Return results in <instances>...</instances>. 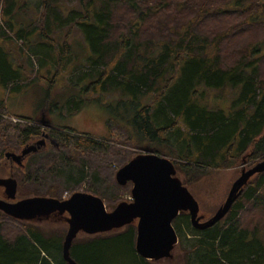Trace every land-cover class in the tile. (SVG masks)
Returning a JSON list of instances; mask_svg holds the SVG:
<instances>
[{
  "label": "trees",
  "instance_id": "obj_1",
  "mask_svg": "<svg viewBox=\"0 0 264 264\" xmlns=\"http://www.w3.org/2000/svg\"><path fill=\"white\" fill-rule=\"evenodd\" d=\"M69 2L75 5L65 12L63 5ZM25 4L26 0H0V43L22 41L20 54L30 51L40 60V69L48 64L69 73V61L60 58V49L68 45L59 47L55 38L59 32L66 31L68 37L79 29L91 56L88 71L74 68L73 76L92 80L86 90L101 96L118 93L120 105L139 104L132 119L123 116L122 120L138 143L148 145L144 148L169 158L163 150L166 136H179L177 152L171 151L177 157L172 155L171 161L186 177L195 173L184 186L204 169H237L249 163L250 168L264 160V0H38L34 20L16 28L17 12ZM42 37L54 44L42 43ZM57 51L55 59L52 55ZM14 61L9 48L0 44V86L6 90H19L33 81L23 78ZM204 88L215 92V100L230 94L235 98L226 111L209 109ZM104 106L113 109L111 104ZM7 116L3 101L0 152L6 163V153L31 144L44 132L29 123H13ZM53 129L51 136L58 142L53 152L31 154L21 167L10 161L15 169L9 177L18 181L20 199L62 200L65 192L71 195L82 189L93 172L88 175L80 161L90 162L97 153L102 158L112 155L107 158L114 166L108 173L112 179L134 156L127 160L110 138ZM64 151L75 156L80 175L74 178L67 173L60 189L49 178L55 182L65 173L58 166L65 159ZM1 170L0 177L5 178ZM99 174L94 172L97 178ZM115 202L107 206L113 210ZM257 210L263 217L250 226V214ZM189 220L188 213H181L174 221L184 264H264V172L249 181L226 217L213 227L197 230ZM66 232L56 235L0 211V264H69L63 256ZM136 238V224L76 238L71 257L77 264H162L141 257Z\"/></svg>",
  "mask_w": 264,
  "mask_h": 264
},
{
  "label": "rangeland",
  "instance_id": "obj_2",
  "mask_svg": "<svg viewBox=\"0 0 264 264\" xmlns=\"http://www.w3.org/2000/svg\"><path fill=\"white\" fill-rule=\"evenodd\" d=\"M36 3H38V0H26V4L24 5L25 7L20 8L17 12L15 18L16 28H20L22 26L25 27L29 25L32 20H34V17L37 16V12L35 11ZM74 5L75 3L71 2L65 3L63 5V10L68 12ZM59 35L60 37H58V39L55 38L56 45L59 47H64L65 43L68 45V47L66 46L64 49H60L63 52L60 55V58L64 56L65 60L69 61L70 65L68 68L71 71L69 73H64L65 70L63 72H57L52 65L48 64L40 69L38 67V62L40 60L36 57L33 58L30 51L26 55L20 54L19 47L22 45V41L14 40L11 42L8 41L6 43H0L4 47H8L11 51L12 57L15 59L14 66L18 69L20 74H23V78H30L33 80L30 84L28 83L23 85V87L21 86L19 90H6L4 87L0 86V103L3 101L5 102L9 115L7 118L11 122L17 124L29 123L30 125L44 130L45 133L47 132L50 134V131L53 128L62 129V131L65 129H71L79 133L89 134L96 139L104 140L106 138H110L113 141L111 144H115V147L120 150L122 154H124V157L127 160L132 155H134V158L138 153V155L144 154V147L148 145L138 143L137 139L133 137L131 132L127 129L130 125H126V123L122 120L123 116H127L132 119L135 112L140 109L139 104L137 105L136 103H132L120 105V103L117 102L119 96L118 93H110L104 97L91 89L86 90L92 80L87 78L81 79V77L77 76L78 72L75 76H73L72 73L74 68H77L78 70L84 69L85 72L88 71L87 60L91 56V52L84 36L81 34L79 29H75L68 37H66V31L64 33L59 32ZM42 39V43L54 44L48 39H44L43 37ZM262 50H264V45H262ZM52 57H55V59L57 57L59 58L58 51L54 53ZM19 85H21V82ZM204 89L208 96V101L210 102L209 109H220L226 111L230 107L232 100L235 98V95L230 94L227 99L215 100L213 98L215 92L208 90L207 88ZM141 102L142 105L147 104V102ZM108 104H111L113 109H109L104 106ZM16 117L39 122L33 123ZM45 120L48 121L52 127H50L46 122L48 124L47 125ZM116 122L121 124H116ZM112 126L114 129H110ZM111 130L115 132V135L111 134ZM128 134L131 139L130 141H128ZM166 137L168 142L166 148L164 147L163 150L168 153L167 155H171L168 159L172 160L174 157H177V154L173 155L171 151L173 150L177 152V148L180 146L178 142V138L180 139V137L173 135L172 133L167 134ZM105 143L106 145H109V143ZM57 145L58 142L52 137L51 145L47 148L44 154L50 151L53 152L52 149H56ZM27 146L28 145H24L20 150L13 152L20 154ZM115 153L117 152H114V154ZM63 154L65 159L63 160L62 157L63 161H61L58 166L60 167L62 165V167L65 168V173L62 176L57 177L55 182L53 178H49L51 185L60 187V189L64 187L63 183L66 179L67 173L71 174L74 178H79L80 175L77 166H74L75 163L73 160L75 159V156H70L69 151H64ZM98 154L99 153L95 155L96 157H91L89 159L92 164L87 161H80L79 166H82L81 163H83L84 171L88 175L90 172H93L92 175L94 178L92 177V180H88V183L83 184L84 188L82 187V189H78L74 193H88L100 197L103 199L108 211H112V207H108L107 205L113 201H118L114 203L116 207L121 202H132L133 184L129 183L127 188L123 189V187L117 183L116 174L120 169L113 174V179L110 178L108 173H112L111 170L114 169L113 164H111V160H109L112 155L109 154L108 157L102 158V156ZM27 160L26 162H28ZM10 161L11 160H8L6 163L5 157L2 156V153L0 152V162L2 164L0 169L5 172V174H1L2 176L9 177L8 172L15 169L14 165ZM249 164L245 167L239 166L237 169H204L205 173L200 175L194 182L188 184L187 188L200 205L199 216L202 218V221H207L216 214L218 209L227 199L233 183L238 179L244 169H249ZM176 171V177L181 180L182 183H188V179L190 181V179L195 177L194 172L191 173L192 175L188 178L183 172H180L179 170ZM54 172L59 174L56 167ZM94 172L96 174L100 173L99 178L94 175ZM73 194L70 195L69 191L65 192L62 200L70 198ZM0 198H5L4 189L2 188H0ZM17 200L22 199L18 198ZM262 217L263 213L261 210L251 212L249 225L251 226L254 221L258 222L262 219ZM67 218V214L63 216L54 215L48 219L22 222L35 225L36 227L38 226L39 228L47 230L51 233L53 232V234L57 235L60 234L61 230L68 231L69 226ZM174 223L175 222H173V226H175ZM134 224H137V222ZM181 226L183 230H187L185 224H181ZM114 232L116 231H113L112 233ZM84 236H87V234L81 233L77 238H83ZM188 236L191 237V235ZM185 245H187V243H185ZM172 253L173 257L171 259H164L158 262H161L162 264L185 263L183 249L182 247L180 249L179 244L175 246Z\"/></svg>",
  "mask_w": 264,
  "mask_h": 264
},
{
  "label": "water",
  "instance_id": "obj_3",
  "mask_svg": "<svg viewBox=\"0 0 264 264\" xmlns=\"http://www.w3.org/2000/svg\"><path fill=\"white\" fill-rule=\"evenodd\" d=\"M46 145V139L28 145L20 154L6 153V158L23 166L28 155L36 154ZM116 174L117 183L124 187L133 184V201L121 202L108 211L100 197L77 192L69 199L30 197L18 200V181L13 177L0 178V188L5 198H0V211L20 220L48 219L54 215H68V231L63 243V256L69 264H77L71 257L73 242L81 233L98 235L121 231L137 222V253L150 261L171 259L179 237L173 222L181 213H188L192 227L205 230L226 217L244 187L259 173L264 172V160L244 169L233 183L227 199L216 214L207 221L199 216L200 205L189 189L176 177V167L171 160L144 148Z\"/></svg>",
  "mask_w": 264,
  "mask_h": 264
},
{
  "label": "flooded vegetation",
  "instance_id": "obj_4",
  "mask_svg": "<svg viewBox=\"0 0 264 264\" xmlns=\"http://www.w3.org/2000/svg\"><path fill=\"white\" fill-rule=\"evenodd\" d=\"M41 138H38L36 141H34L33 143H31V144H34V143H36V142H38L40 139H46V145L45 146H43V147H41V149L39 150V152L38 153H41V152H43V151H45V150H47V148L51 145V142H52V136H51V134L50 133H45V132H43L42 134H41V136H40ZM50 144V145H49ZM30 155H28L26 158H25V160H24V164H25V162H26V160L28 159V157H29ZM11 160V159H10ZM12 161V160H11ZM13 162V161H12ZM14 163V162H13ZM15 164V163H14ZM23 164V165H24ZM21 167V166H20Z\"/></svg>",
  "mask_w": 264,
  "mask_h": 264
},
{
  "label": "bare ground",
  "instance_id": "obj_5",
  "mask_svg": "<svg viewBox=\"0 0 264 264\" xmlns=\"http://www.w3.org/2000/svg\"><path fill=\"white\" fill-rule=\"evenodd\" d=\"M16 201H18V200H16Z\"/></svg>",
  "mask_w": 264,
  "mask_h": 264
}]
</instances>
